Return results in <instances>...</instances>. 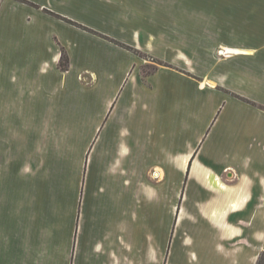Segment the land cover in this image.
Masks as SVG:
<instances>
[{
    "label": "rangeland",
    "instance_id": "1",
    "mask_svg": "<svg viewBox=\"0 0 264 264\" xmlns=\"http://www.w3.org/2000/svg\"><path fill=\"white\" fill-rule=\"evenodd\" d=\"M16 1L0 7V128L31 127V191H83L88 173L85 209L100 210L97 158L110 159L126 130L128 144L146 153L127 169L129 240L165 238L175 204L180 235L197 244L215 222L196 209L209 199L230 209L215 177L235 190L264 177V0ZM12 104L22 120L3 121ZM51 123L57 135L44 131ZM136 185L159 196L136 197ZM17 190L0 169V192Z\"/></svg>",
    "mask_w": 264,
    "mask_h": 264
},
{
    "label": "crops",
    "instance_id": "2",
    "mask_svg": "<svg viewBox=\"0 0 264 264\" xmlns=\"http://www.w3.org/2000/svg\"><path fill=\"white\" fill-rule=\"evenodd\" d=\"M5 1L0 0V7L1 2ZM35 10L43 14L41 10ZM1 17H6L5 9H0ZM7 39L10 40V37ZM236 49L242 54L249 53L246 48ZM59 56V50L52 55L56 66ZM111 102L112 99L108 106ZM8 113H4L3 121L22 120V113L17 112L14 104ZM0 118L3 119L1 115ZM23 118L32 120L30 115ZM44 131L52 136L57 135V126L48 124ZM92 132L95 137L97 128L93 127ZM36 134L42 132L37 130ZM126 137L127 131L122 130L118 141L111 148L110 159L103 154L97 158L99 169L94 178L102 184L100 192L93 197L101 199V205L98 206L100 210L94 208L92 212L89 209L86 211L84 204L88 173L83 181V191H31V127L19 131L10 124L6 131L0 128V169L8 172L18 189L8 193L0 192V264H256L257 247L264 242V177L247 185L239 182L235 186L237 190L229 187L233 195L237 194L240 203L237 210H216L211 199L207 206L196 209L201 216L215 222L204 231L205 239L197 244L188 234L180 235V225L175 223V204L169 207L174 225L163 229L162 236L165 235V238L160 240L157 234L156 241L146 245L136 239L129 240L126 207L129 195L126 189L134 185V181L131 184L128 182L127 169L138 164L137 159L143 156L145 150L142 148L135 151ZM54 141L57 143L58 139L54 138ZM126 147H129V151ZM93 149L88 157V165L93 161ZM133 153L135 156L129 162ZM186 156L187 166L190 155ZM182 168L186 169L183 161ZM204 168L210 169L208 166ZM156 172H159L156 174L159 177L164 174L162 169ZM136 191V197L143 194L153 200L159 196L144 192L137 185ZM245 196L249 197L248 202L243 201ZM104 198L109 199L107 204ZM111 199H114V205H111ZM182 214L183 210L179 216L180 221L184 218ZM131 236L133 238L136 234Z\"/></svg>",
    "mask_w": 264,
    "mask_h": 264
},
{
    "label": "bare ground",
    "instance_id": "3",
    "mask_svg": "<svg viewBox=\"0 0 264 264\" xmlns=\"http://www.w3.org/2000/svg\"><path fill=\"white\" fill-rule=\"evenodd\" d=\"M187 161H188V156H185V159H183V167H186ZM199 170H200L199 164L198 163L193 164L192 171H191L192 174L191 175L196 176L199 173ZM158 173L159 172H156V174H158ZM204 174H205L204 176H205L206 179L210 178L211 177L210 169H205L204 168ZM200 175L201 174H199V176ZM215 181H216V184L219 186V188L221 190H226L227 191V195H230V196H226L225 197L226 203H228L229 207L232 210H237L240 207V203L238 202L237 194L232 195L234 193L233 190H230V188L227 186V184H225L218 176L215 177ZM249 200L250 199H249L248 196H245L243 198L244 202H248Z\"/></svg>",
    "mask_w": 264,
    "mask_h": 264
},
{
    "label": "trees",
    "instance_id": "4",
    "mask_svg": "<svg viewBox=\"0 0 264 264\" xmlns=\"http://www.w3.org/2000/svg\"><path fill=\"white\" fill-rule=\"evenodd\" d=\"M70 22H72V21H70ZM64 56L67 58L66 59V61H67L66 64H64ZM59 66L64 71L69 69L68 57H67V53H66L65 49L62 52L61 59H60V62H59ZM190 165H191V163H189V166ZM256 264H264V249L258 254Z\"/></svg>",
    "mask_w": 264,
    "mask_h": 264
}]
</instances>
